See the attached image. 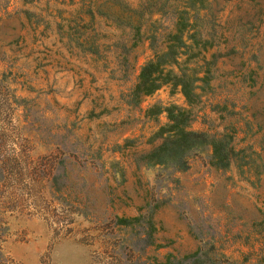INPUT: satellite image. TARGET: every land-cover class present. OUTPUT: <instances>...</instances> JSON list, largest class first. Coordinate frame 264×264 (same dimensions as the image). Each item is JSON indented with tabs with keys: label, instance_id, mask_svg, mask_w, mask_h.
I'll return each instance as SVG.
<instances>
[{
	"label": "rangeland",
	"instance_id": "374dc122",
	"mask_svg": "<svg viewBox=\"0 0 264 264\" xmlns=\"http://www.w3.org/2000/svg\"><path fill=\"white\" fill-rule=\"evenodd\" d=\"M181 16L200 100L133 97ZM172 104L227 167L148 162ZM0 264H264V0H0Z\"/></svg>",
	"mask_w": 264,
	"mask_h": 264
},
{
	"label": "trees",
	"instance_id": "16d2710c",
	"mask_svg": "<svg viewBox=\"0 0 264 264\" xmlns=\"http://www.w3.org/2000/svg\"><path fill=\"white\" fill-rule=\"evenodd\" d=\"M176 25L177 30L171 36L166 50L156 54L142 66L131 91L133 97L150 95L162 84L173 82L174 85H180L189 106L200 100L201 93L198 90L202 87L198 82H205L207 75L200 77L194 69L192 74L186 71L188 61L193 58L181 60V56L186 55L182 48L187 46L183 40V31L188 25L187 18L179 17ZM171 66H175L177 70L171 69ZM165 112L167 122L156 133L162 141L147 155L148 162L160 165L171 163L183 170L187 167L189 155L208 145L212 149L213 165L221 168L229 165V158L234 151L230 145L231 135L223 133L215 136L190 129V108L172 104L165 108ZM118 221L124 224L129 222L126 218H118Z\"/></svg>",
	"mask_w": 264,
	"mask_h": 264
}]
</instances>
